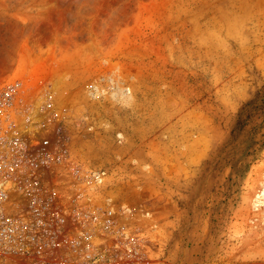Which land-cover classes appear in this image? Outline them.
Here are the masks:
<instances>
[{
	"label": "rangeland",
	"instance_id": "374dc122",
	"mask_svg": "<svg viewBox=\"0 0 264 264\" xmlns=\"http://www.w3.org/2000/svg\"><path fill=\"white\" fill-rule=\"evenodd\" d=\"M100 61L128 103L85 98ZM16 78L72 108L137 264H264V145L236 124L264 82V0H0V83Z\"/></svg>",
	"mask_w": 264,
	"mask_h": 264
},
{
	"label": "built area",
	"instance_id": "2783aa9c",
	"mask_svg": "<svg viewBox=\"0 0 264 264\" xmlns=\"http://www.w3.org/2000/svg\"><path fill=\"white\" fill-rule=\"evenodd\" d=\"M0 83V264H137L128 205L105 193V172L72 147V108L47 88ZM88 101L128 103L116 66L99 62ZM145 215V213H144Z\"/></svg>",
	"mask_w": 264,
	"mask_h": 264
},
{
	"label": "trees",
	"instance_id": "16d2710c",
	"mask_svg": "<svg viewBox=\"0 0 264 264\" xmlns=\"http://www.w3.org/2000/svg\"><path fill=\"white\" fill-rule=\"evenodd\" d=\"M236 124L239 127L250 125L245 139L255 144L249 152L254 157L256 151L264 145V82L255 87L250 98L243 102L236 113Z\"/></svg>",
	"mask_w": 264,
	"mask_h": 264
},
{
	"label": "crops",
	"instance_id": "0c3cea01",
	"mask_svg": "<svg viewBox=\"0 0 264 264\" xmlns=\"http://www.w3.org/2000/svg\"><path fill=\"white\" fill-rule=\"evenodd\" d=\"M21 16V14H17V16L16 17H20ZM11 22L15 25V26H21V21L20 20H16V19H12L11 20ZM40 30H41V32H39L40 33V35H44L45 37H43V38H46V37H48V34H51V32H50V28H49V26L48 25H40ZM19 33H21L20 31H18ZM17 32V33H18ZM41 41V40H40ZM35 41H32V40H30V43H34ZM42 42V41H41Z\"/></svg>",
	"mask_w": 264,
	"mask_h": 264
}]
</instances>
